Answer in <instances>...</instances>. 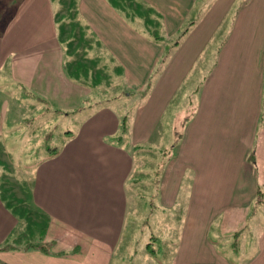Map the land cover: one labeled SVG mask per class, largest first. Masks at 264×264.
<instances>
[{"label": "crops", "instance_id": "1", "mask_svg": "<svg viewBox=\"0 0 264 264\" xmlns=\"http://www.w3.org/2000/svg\"><path fill=\"white\" fill-rule=\"evenodd\" d=\"M64 1L0 9V168L37 163L0 173V264H264V0H142L167 39L192 23L155 75L163 47L147 30L110 0ZM93 41L124 97L152 82L131 123L101 85ZM194 66L206 73L173 112L174 154L146 176L139 148Z\"/></svg>", "mask_w": 264, "mask_h": 264}, {"label": "rangeland", "instance_id": "2", "mask_svg": "<svg viewBox=\"0 0 264 264\" xmlns=\"http://www.w3.org/2000/svg\"><path fill=\"white\" fill-rule=\"evenodd\" d=\"M61 1H64V0H61ZM116 1L117 2L120 1L119 3H120L123 13L126 15V17L129 20L133 22L135 26L137 27L139 26L142 30L146 29L145 22H144L145 15H147V13H145L146 5L142 2V0H125V3L123 2L124 0H116ZM137 1L138 3H140L142 8L136 4ZM218 1L220 0H205L207 5L209 4L208 6H212L213 4H216ZM4 3H5L4 0H0V9ZM199 3H200V0H198L197 4ZM63 4L66 7H68L69 5L72 6L73 1L71 2L70 0H65ZM238 5H239V2H236L234 8L237 9L236 6ZM138 7H140V9ZM131 8L138 9V12L142 11L143 15H141L140 18H133V16L136 13L133 12ZM150 18L154 19L153 16H151ZM231 18H232L231 15H228L227 19L224 21L223 25L221 26L214 40H216L217 38L219 39V37L222 38V36L226 32V29H227L226 27H229V24L231 23ZM65 21H67V19H64L62 21V24ZM153 21H154L153 25L155 24V22H159V25L162 28L159 27L155 29L154 27H152L151 28L152 31L154 32L156 31L158 32L157 34L159 36H162V31H163V24L161 22L162 20L160 21L155 18V20ZM188 26H189V22L187 21L180 29V32L173 36V39L177 40L180 36V33ZM75 33L76 35L77 34L79 35L80 32L76 30ZM163 37L166 38L165 36ZM164 38L162 39L164 42H166L167 40L165 41ZM95 43L96 42L94 41L92 43L91 55L95 57V59L96 57H99L100 60L99 62L97 61V68L100 67V64H104L106 66L107 72H104V71L102 72L106 73L110 77L108 84L106 82H102L101 85L106 89L105 92L108 93L107 96H109V98L111 99V102H112L111 105H114L120 111H123L128 123L129 122L131 123L133 120V117H135L136 115V111L138 110L139 102L140 104H144L146 99L148 98L150 94L149 92V88L151 85L150 83L152 82L151 80L147 82L146 87H145L146 88L145 92L136 93L135 91H133L131 95H129L128 97H124L123 94H125L124 91H126L124 89V82L121 81V77L117 75V73L121 74L120 72L121 70L120 69H118V71L116 70L110 58H107L105 56L106 54L105 55L102 54L101 50L98 48V46L95 45ZM170 44H167V45H170ZM159 62L156 68L153 70L152 75L161 73L163 69L165 68L162 65H160ZM200 68L201 67L199 66H194L192 69V72L190 73L188 81H184V83L179 87L178 91L175 93L172 101L170 102V105L168 106L167 112L163 114L162 121L158 124L157 130H156L157 139L155 140L152 138V140L147 142L146 145L140 146L139 155L141 157L140 164H141L142 174L147 176L149 173L151 175L152 173H159V171H161L164 168L169 157L172 154H174L173 146L176 143L175 137H177V134L180 132V129L179 127H176V125H173L174 121H172V118L175 115V113L173 112L174 111L178 112L180 110L191 108V104L195 103L196 96H197V94L195 93V88H196L197 83L202 79V76H200L199 74L201 73L205 74L207 67H204V70H201ZM114 96H118L117 101L115 102H114L115 99H113ZM68 125L69 124L67 120L66 122L59 121L57 128L58 129L59 127L66 128ZM58 129L52 130V133H54V136H52L51 139L46 140L45 142L46 145L44 144L45 148L53 149L55 146H57L58 140L56 139V132L58 133ZM26 162L27 161L24 158H22L20 161L13 162L12 164H10L9 167H1L0 173H13L14 175H21V173H26V171H29L30 167H34L37 164V163H32V162H29V163H26ZM149 196L150 195H149L148 190L140 192V195L138 197L140 198L139 203L141 206H140V209L137 211V217L140 218V220L143 223L141 227L145 229V231L147 232L149 229L148 219L150 218L149 217L150 213L148 209V203L150 200ZM178 215L179 213L176 212L174 216L178 217ZM174 220H177V218Z\"/></svg>", "mask_w": 264, "mask_h": 264}, {"label": "trees", "instance_id": "3", "mask_svg": "<svg viewBox=\"0 0 264 264\" xmlns=\"http://www.w3.org/2000/svg\"><path fill=\"white\" fill-rule=\"evenodd\" d=\"M120 2V1H119ZM119 2H117L116 0H110V3L116 8V9H120V11H122V8H121V6H120V3ZM124 3H125V0L123 1ZM137 5H139L140 7H141V5L137 2L136 3ZM140 7H138L139 9H140ZM142 8V7H141ZM132 9V11L133 12H135L136 14L133 16V18H140L141 17V15H143V12L141 11V12H138V9H133V8H131ZM146 11H145V13H147V15H145V18H144V22H145V27H146V29L145 30H147V34L155 41V42H157V43H159L162 47H163V54H162V57H161V59H160V65L161 64H164L166 61H167V58L169 57V55H170V52H171V49L173 48V47H175L178 43H179V41L182 39V37L184 36V34L187 32V30H188V28H189V26L192 24V23H189V26L187 27V28H185L181 33H180V36H179V38L177 39V40H170V39H167V38H164L163 36V34H162V36H159L157 33L158 32H154V31H152V27H154L155 29H157V28H159L160 27V25H159V22H155V24L153 25V20H155V18L156 19H158V20H162V18H161V16L155 11V10H153V9H151V8H148V7H146V9H145ZM123 12V11H122ZM151 16H153V18L154 19H152V18H150ZM162 22V21H161ZM160 28H162V27H160ZM162 38H164L165 39V41L166 42H164L163 41V39ZM171 43V44H170ZM167 44H170V45H167Z\"/></svg>", "mask_w": 264, "mask_h": 264}]
</instances>
